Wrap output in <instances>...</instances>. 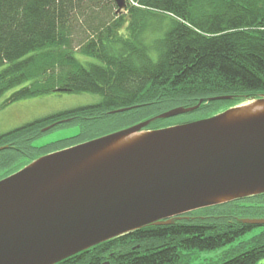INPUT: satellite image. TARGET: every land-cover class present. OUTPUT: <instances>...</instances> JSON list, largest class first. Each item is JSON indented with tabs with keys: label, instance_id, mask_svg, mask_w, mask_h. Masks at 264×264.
<instances>
[{
	"label": "trees",
	"instance_id": "trees-1",
	"mask_svg": "<svg viewBox=\"0 0 264 264\" xmlns=\"http://www.w3.org/2000/svg\"><path fill=\"white\" fill-rule=\"evenodd\" d=\"M132 2H126V15L120 16L111 0H0V99L16 89L4 105L51 94L100 98L93 106L0 135V148L6 147L0 152V180L40 157L173 109L203 101L192 114L206 119L264 96V0ZM79 31L83 36L75 41ZM215 97L230 100L207 101ZM126 108L130 110L113 116L116 122L106 115ZM180 118L156 119L144 130L186 123ZM74 125L81 126L77 135L37 144L54 129ZM100 127L105 132L98 133ZM197 212L147 226L58 264H181L182 250H213L254 228L261 230L218 264L264 260V226L247 223L264 220V195Z\"/></svg>",
	"mask_w": 264,
	"mask_h": 264
},
{
	"label": "water",
	"instance_id": "water-1",
	"mask_svg": "<svg viewBox=\"0 0 264 264\" xmlns=\"http://www.w3.org/2000/svg\"><path fill=\"white\" fill-rule=\"evenodd\" d=\"M113 1L119 13L124 2ZM202 102L45 155L0 180V264H58L147 226L264 195V114L226 122L241 104L143 131L150 121L184 116ZM252 102L263 104L264 96ZM141 133L131 146L100 155ZM247 223L264 226V220Z\"/></svg>",
	"mask_w": 264,
	"mask_h": 264
},
{
	"label": "rangeland",
	"instance_id": "rangeland-1",
	"mask_svg": "<svg viewBox=\"0 0 264 264\" xmlns=\"http://www.w3.org/2000/svg\"><path fill=\"white\" fill-rule=\"evenodd\" d=\"M111 1L114 2V4L116 5L115 1H113V0H111ZM127 1L131 5H134L132 0H123L124 8L119 11L120 16L126 15L125 14L126 12H124V11L126 8V2ZM78 34L81 35L82 33H80V31L77 32V34L74 37L75 41H78L80 39V37H77ZM82 36H83V34H82ZM151 57H152L153 61L156 60L155 54H152ZM15 91H16V89L6 93L0 99V135L9 133L13 130H16L18 128L25 126L26 124L32 123V122L39 120V119H42V118L52 117V116H56L60 113H66L68 111H73V110H77V109H82L84 107L93 106L94 104H96L100 100L99 97L89 95V94H78V95H76V94H59V95L51 94V95L41 97V98L22 100V101L10 103L8 105H4L5 101ZM251 102L252 101L245 103L242 106L247 105V104H251ZM239 108H241V107H239ZM239 108H237V109H239ZM237 109H235V110H237ZM119 110H122V109H119ZM129 110L130 109H128L127 111H129ZM127 111H125V113ZM196 111H194V112H196ZM123 113L124 112L112 114L110 112V113H107L106 115L107 116L111 115L109 117V118H111L110 120H113L114 122H116L117 120H115L113 116H115L116 114H123ZM192 113H188L189 115H186V116H180L181 118L178 119L177 121H180V122L186 121V123H189V122L197 121L200 119L199 118L200 116L198 114H192ZM79 116L87 117V116H82V115H79ZM137 124H135V125H137ZM80 128H81L80 125H77V126L74 125L71 127L56 128L52 132H50L48 135H46L45 137H41L38 140L37 144L38 145H42V144L46 145L49 143L64 140L67 137H73V136L78 134V132L80 131ZM105 130H106L105 127H100L97 129V132L103 133V132H105ZM42 132H43V130H42ZM34 145H36V144H34ZM245 204L247 205V203H245ZM199 211L200 212L204 211V209H201ZM194 212H197V211H194ZM200 212H197L196 214L198 215ZM201 214H202V216L212 215V214H214V211L206 212V213L201 212ZM260 230H261L260 228H254L252 231L246 233L243 236H240L239 238L235 239L233 242H231L227 245H224L222 247L213 249V250H206V251H199L197 249L182 250L181 251V255H182L181 264H218L221 261H223L225 256L231 250H235V248H238L241 243H245V242L251 240L253 237H255L260 232ZM258 264H264V260L260 261Z\"/></svg>",
	"mask_w": 264,
	"mask_h": 264
},
{
	"label": "bare ground",
	"instance_id": "bare-ground-1",
	"mask_svg": "<svg viewBox=\"0 0 264 264\" xmlns=\"http://www.w3.org/2000/svg\"><path fill=\"white\" fill-rule=\"evenodd\" d=\"M261 114H264V103L263 104L251 103L248 105H244L235 112L227 115L226 122L231 121L233 119L237 120V119L259 116ZM144 136L145 133L129 136L128 138L122 140L120 143H117L113 147L108 148L105 152L101 153L100 155L116 152L117 150H121L128 146H131L132 144H134V142L140 140ZM225 199L226 198H220L217 201H223Z\"/></svg>",
	"mask_w": 264,
	"mask_h": 264
},
{
	"label": "flooded vegetation",
	"instance_id": "flooded-vegetation-1",
	"mask_svg": "<svg viewBox=\"0 0 264 264\" xmlns=\"http://www.w3.org/2000/svg\"><path fill=\"white\" fill-rule=\"evenodd\" d=\"M66 121H68V120H66ZM50 126H51V125L46 126V127L48 128V127H50ZM55 126H56V125H55ZM55 126H54V127H55ZM46 127H44L42 130L47 129ZM46 132H48V131H46Z\"/></svg>",
	"mask_w": 264,
	"mask_h": 264
}]
</instances>
